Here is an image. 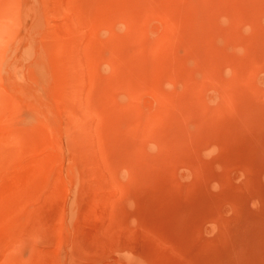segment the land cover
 I'll list each match as a JSON object with an SVG mask.
<instances>
[{"label": "rangeland", "instance_id": "rangeland-1", "mask_svg": "<svg viewBox=\"0 0 264 264\" xmlns=\"http://www.w3.org/2000/svg\"><path fill=\"white\" fill-rule=\"evenodd\" d=\"M0 264H264V0H0Z\"/></svg>", "mask_w": 264, "mask_h": 264}, {"label": "clouds", "instance_id": "clouds-1", "mask_svg": "<svg viewBox=\"0 0 264 264\" xmlns=\"http://www.w3.org/2000/svg\"><path fill=\"white\" fill-rule=\"evenodd\" d=\"M222 22H223V18H222ZM246 31H247V29H246ZM257 206H258V204H256V203L253 204V207H257Z\"/></svg>", "mask_w": 264, "mask_h": 264}, {"label": "bare ground", "instance_id": "bare-ground-1", "mask_svg": "<svg viewBox=\"0 0 264 264\" xmlns=\"http://www.w3.org/2000/svg\"><path fill=\"white\" fill-rule=\"evenodd\" d=\"M136 262V261H135Z\"/></svg>", "mask_w": 264, "mask_h": 264}]
</instances>
